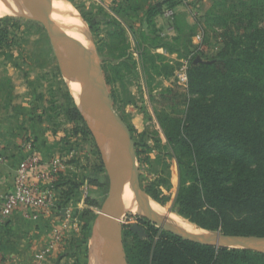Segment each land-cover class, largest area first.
<instances>
[{"label": "rangeland", "instance_id": "obj_1", "mask_svg": "<svg viewBox=\"0 0 264 264\" xmlns=\"http://www.w3.org/2000/svg\"><path fill=\"white\" fill-rule=\"evenodd\" d=\"M70 1L86 20L87 23H83L86 27L88 24L90 28L91 18L95 17L99 21L95 28L96 33L91 31V43L95 46L97 60L114 106L131 128L136 143L139 184L150 196L149 201H154L162 206L163 210L172 212L167 214L164 210L169 219L186 224L187 232L195 233L198 229L205 234L219 232L220 230L201 228L178 213L175 197L179 184L185 180V174L182 163H177L174 146L168 142L166 132L175 131L179 123L183 125L189 102L193 97L189 91V81L185 84L179 80L177 71L186 61L191 62L194 56L201 57L205 62L209 61L208 59L223 46L226 28L214 24L211 20L212 14L208 11L221 16L229 5H237L240 0H225L227 5H217L223 0H204L202 6L191 16V22L175 27L174 35L167 30L174 22L171 13L161 11L154 17H149V9L159 0H116L110 10L108 5L104 6L107 0ZM164 9H169L168 5H165ZM5 17L10 21L0 24V96L9 105L14 101H23L30 105L32 101L40 113L41 124L56 132L60 143L58 152L64 166L61 171L63 180L56 189V196L58 202H64V209L69 212L66 219L70 225L65 238L80 241L83 226H92L86 253L81 252L80 255L84 263L88 264L89 242L94 236L95 225L101 217L109 193L106 148L103 147L102 138L99 136L100 131L94 130L85 117V114L91 112L80 100L78 103V94L73 93L74 98L70 93L45 26L32 18ZM148 18H151L152 23H148ZM118 23L126 28L125 38L129 43L127 54L132 59L136 54L140 59V69L135 63L137 75L132 74L126 66L125 72L118 73L112 63L103 60L102 56L110 58V53H116L115 51L126 46V43H122L123 36L116 37L111 42L108 38L109 31H115L117 28L114 26H118ZM130 26L136 30V39L132 32L127 30ZM3 28L9 31L6 37L1 32ZM198 33L203 34L202 45L205 50L202 55L196 51ZM103 41L111 44L105 45ZM167 41H172L174 49L169 51L166 47L159 46ZM116 44H120V48H116ZM146 49L149 52H145ZM118 86H137L139 93L131 95L134 101L133 109L138 108L136 111L129 112V107L126 106L127 98L119 92ZM38 97L41 99L36 100ZM75 106L84 120L70 118V111ZM148 187L153 193L147 190ZM66 192L67 200L64 195ZM142 210L144 211L140 213L124 211L121 219L129 264L130 253L140 251L136 247L137 243L141 240H151L150 225L164 230L152 219L147 218L148 213L144 208ZM67 248V252L74 253L82 247L73 244ZM253 249L264 252L263 245ZM72 259L76 262L77 255Z\"/></svg>", "mask_w": 264, "mask_h": 264}, {"label": "trees", "instance_id": "obj_2", "mask_svg": "<svg viewBox=\"0 0 264 264\" xmlns=\"http://www.w3.org/2000/svg\"><path fill=\"white\" fill-rule=\"evenodd\" d=\"M175 2L159 0L149 9V17L161 13L165 5L173 7ZM208 13L214 24L226 28L223 46L208 59L210 62L194 63L196 57L192 58L188 87L193 97L185 121L177 124L175 131L166 132L185 174L176 192L177 211L204 229L231 235H264V1L240 0L237 5H229L221 16L210 10ZM9 21L0 18V24ZM148 23H152L151 18ZM181 23L176 16L175 26ZM98 24L95 17L89 20L93 33ZM115 25L117 29L108 33L110 42L123 36L126 46L116 44L120 49L110 53V58L102 56L103 60L112 63L118 73L128 67L137 75L135 62L127 54L126 28L120 23ZM129 28L136 39V30ZM1 32L6 37L9 31L3 28ZM171 42L159 46L170 51L174 49ZM150 59L153 61L151 55ZM70 112L72 120H84L77 106ZM62 178L60 172L56 189ZM147 190L152 192L149 187ZM63 203L58 202V214L65 208ZM150 230L151 240L139 241L136 247L140 251L130 253L131 264H264V252L256 249L218 248L183 239L154 225ZM91 231L92 226L85 224L80 241L65 238L68 244L62 246L58 259L77 255L73 264H87L80 255L86 253ZM73 244L82 248L67 252Z\"/></svg>", "mask_w": 264, "mask_h": 264}, {"label": "water", "instance_id": "obj_3", "mask_svg": "<svg viewBox=\"0 0 264 264\" xmlns=\"http://www.w3.org/2000/svg\"><path fill=\"white\" fill-rule=\"evenodd\" d=\"M24 6L32 19L42 23L51 38L55 55L58 58L60 70L65 78L70 93L75 98L69 82H77L78 99L90 110L105 128L113 141L115 154L112 164L108 167L110 180L109 193L105 201L101 217L95 225L94 233L101 234L104 249L111 264H129L123 241V225L121 219L124 212L123 194L127 184H131L149 214L155 212L149 201L150 196L140 187L139 167L136 154V143L131 128L116 110L113 100L107 90L98 60L96 67H92V60L76 52L69 44L68 37L63 33L60 24L52 16V4L48 0H12ZM86 21V20H85ZM97 55V54H96ZM196 57L194 63L203 62ZM210 62V61H206ZM78 63L84 65L92 74L98 77V84L93 83ZM147 217V216H144ZM157 223L162 229L186 240L201 244L230 248H256L264 245V236L226 235L219 232L191 233L177 229L167 219L147 217Z\"/></svg>", "mask_w": 264, "mask_h": 264}, {"label": "crops", "instance_id": "obj_4", "mask_svg": "<svg viewBox=\"0 0 264 264\" xmlns=\"http://www.w3.org/2000/svg\"><path fill=\"white\" fill-rule=\"evenodd\" d=\"M107 1L104 2V6L108 5L110 10L116 0ZM197 1L201 7L204 0ZM164 8L165 6L162 13H171V18L174 19V22L167 28L168 33L176 34V16L184 24L191 22L193 11L191 5L185 3L184 0H176L173 7ZM127 30L131 32L130 28ZM17 50L15 52L18 54ZM133 59L140 69L139 57L134 54ZM118 87L119 92L127 98L126 103L128 105L126 106L129 107V112L136 111L138 108L133 109L134 104L132 102L134 101H132L131 95L139 93L137 86ZM39 116L40 113L32 101L30 105L23 101L19 103L14 101L9 105L0 96V154L2 155V160H0V193L9 191L14 186L15 169L23 157L24 139L30 138L34 141L37 151L44 158L45 170L50 167L53 158L60 157L58 152L60 143H58L57 134L47 126L42 125ZM56 216L57 214L42 215L37 220L29 219L25 217L24 210L19 208L7 220L0 223V251L2 253L0 264H35L36 252L49 244L53 226L58 220ZM63 249L52 251L44 264H73V259L66 255L58 259Z\"/></svg>", "mask_w": 264, "mask_h": 264}, {"label": "built area", "instance_id": "obj_5", "mask_svg": "<svg viewBox=\"0 0 264 264\" xmlns=\"http://www.w3.org/2000/svg\"><path fill=\"white\" fill-rule=\"evenodd\" d=\"M185 3L191 5L195 14L200 7L197 0H184ZM197 52L203 53L204 47L203 34L198 33ZM190 62L186 61L177 71L179 80L187 84L189 81ZM23 157L15 169L14 186L11 190L0 193V223L7 220L17 209L24 210L25 217L29 219H39L42 215L49 216L57 214L56 223L53 226L50 241L47 247L36 252L35 264H44L48 255L55 249H61L65 244L66 232L69 228L67 222L68 209H63L58 214V200L56 196L55 183L60 172L63 170V161L61 157L53 158L50 167L44 169V158L37 151L32 139H24L23 141ZM0 160L2 155L0 154ZM2 253L0 251V260Z\"/></svg>", "mask_w": 264, "mask_h": 264}, {"label": "bare ground", "instance_id": "obj_6", "mask_svg": "<svg viewBox=\"0 0 264 264\" xmlns=\"http://www.w3.org/2000/svg\"><path fill=\"white\" fill-rule=\"evenodd\" d=\"M48 1L52 4V16L60 24L63 33L68 37L69 44L74 48V50H76V52L92 60L93 63L89 64V66L91 65L92 67L95 68L97 65L96 64L97 55H96L95 46H93L94 44L91 43V37H90L91 30L87 24L89 30V32H87V27L86 25L83 24L87 22L82 17L76 6L70 0H48ZM5 16L31 18L29 12L24 6L12 0H0V17H5ZM78 65L93 83L95 84L99 83L98 77L96 75L92 74L81 63H78ZM69 86L74 94H78L79 86L77 82H69ZM76 100L79 103L78 96L76 97ZM86 109H88V107H86ZM88 111L90 110L88 109ZM85 117L90 121L91 127L94 128V130L98 129L100 131L99 136L100 138H102V142L104 145L103 147L106 148V152H107L106 164L110 166L114 158L115 148L109 132L105 128L100 127L99 124L100 122L94 117L92 113L85 114ZM123 201H124L125 212L130 211L134 213H140L141 211H144L142 210L143 208L147 211V209L143 206L140 198L136 195L134 187L129 183L127 184L124 190ZM151 206L155 212H153V214H149L147 211L148 217L151 216L154 218L157 216L160 219L162 218L167 219V221L170 224L174 225L177 229L187 231L186 224L181 223L180 221L177 220L169 219L168 215L165 214L164 210L167 212V214L172 212L166 209L163 210L161 208L162 206L155 203L154 201H151ZM195 233L201 234L204 232L198 229L195 231ZM102 241L103 240L101 234L98 232H96L94 236L91 238L88 246V264H111V261L109 259L106 250L104 249Z\"/></svg>", "mask_w": 264, "mask_h": 264}]
</instances>
